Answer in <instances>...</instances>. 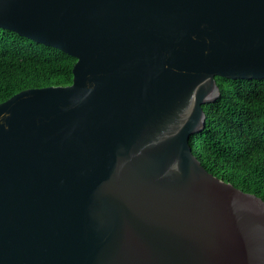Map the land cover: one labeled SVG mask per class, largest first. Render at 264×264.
<instances>
[{"label": "water", "instance_id": "obj_1", "mask_svg": "<svg viewBox=\"0 0 264 264\" xmlns=\"http://www.w3.org/2000/svg\"><path fill=\"white\" fill-rule=\"evenodd\" d=\"M77 58L0 102V264H264V199L193 152L217 76L264 78V0H0Z\"/></svg>", "mask_w": 264, "mask_h": 264}, {"label": "trees", "instance_id": "obj_2", "mask_svg": "<svg viewBox=\"0 0 264 264\" xmlns=\"http://www.w3.org/2000/svg\"><path fill=\"white\" fill-rule=\"evenodd\" d=\"M77 58L0 27V102L21 90L73 81ZM221 95L204 104L193 152L212 173L264 199V78L217 76Z\"/></svg>", "mask_w": 264, "mask_h": 264}]
</instances>
